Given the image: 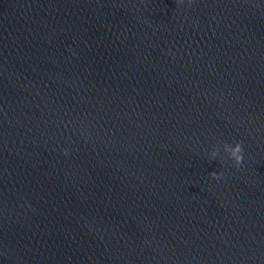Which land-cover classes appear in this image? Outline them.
Instances as JSON below:
<instances>
[{
  "label": "water",
  "instance_id": "water-1",
  "mask_svg": "<svg viewBox=\"0 0 264 264\" xmlns=\"http://www.w3.org/2000/svg\"><path fill=\"white\" fill-rule=\"evenodd\" d=\"M0 264H264V0H0Z\"/></svg>",
  "mask_w": 264,
  "mask_h": 264
},
{
  "label": "clouds",
  "instance_id": "clouds-1",
  "mask_svg": "<svg viewBox=\"0 0 264 264\" xmlns=\"http://www.w3.org/2000/svg\"><path fill=\"white\" fill-rule=\"evenodd\" d=\"M243 153H244V149L242 143L241 142L236 143V148L235 151L233 152V157L235 159L237 167H239L243 162L244 159ZM212 176L216 179H219L220 176H222V174L217 175L216 173H212Z\"/></svg>",
  "mask_w": 264,
  "mask_h": 264
}]
</instances>
